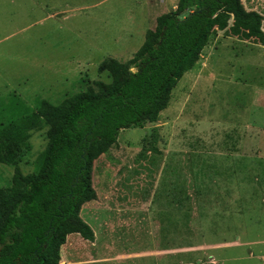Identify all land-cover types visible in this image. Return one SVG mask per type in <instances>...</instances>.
<instances>
[{
	"label": "rangeland",
	"instance_id": "374dc122",
	"mask_svg": "<svg viewBox=\"0 0 264 264\" xmlns=\"http://www.w3.org/2000/svg\"><path fill=\"white\" fill-rule=\"evenodd\" d=\"M242 1L264 16V0ZM177 4L0 0V124L36 111L43 99L60 103L85 88L83 80L110 82L101 63L128 62ZM247 31L233 15L217 25L160 119L122 130L95 162L99 201L82 216L97 237L78 238L72 255L65 243L63 264H264V45ZM47 129L32 132L24 174L35 170ZM13 174L0 164V188ZM127 196L149 199L141 238L114 221L118 211L140 214L127 210ZM118 204L125 208L111 210Z\"/></svg>",
	"mask_w": 264,
	"mask_h": 264
},
{
	"label": "trees",
	"instance_id": "16d2710c",
	"mask_svg": "<svg viewBox=\"0 0 264 264\" xmlns=\"http://www.w3.org/2000/svg\"><path fill=\"white\" fill-rule=\"evenodd\" d=\"M231 15L264 45V16L242 0H178L128 62L101 63L110 82L83 80L85 88L60 103L43 99L36 111L0 124V164L14 167L10 184L0 188V264H63L70 233L95 240L81 216L84 205L99 201L95 162L122 130L160 119L186 68L200 60L215 27ZM46 127L45 150L35 170L24 174L20 164L31 151L32 132Z\"/></svg>",
	"mask_w": 264,
	"mask_h": 264
},
{
	"label": "crops",
	"instance_id": "0c3cea01",
	"mask_svg": "<svg viewBox=\"0 0 264 264\" xmlns=\"http://www.w3.org/2000/svg\"><path fill=\"white\" fill-rule=\"evenodd\" d=\"M146 155V154H145ZM144 155V156H145ZM116 169H118V168H116ZM118 172L120 171L119 169L117 170ZM115 191H117V192H119L117 189H114L112 192H115ZM116 197H118V196H116ZM125 199H126V201L123 203V204H125V205H127L126 206V208H127V210H134L135 212H138V211H140V214L137 216V218L136 219H134V218H132L131 216H129V217H127V218H125L124 217V215H123V211H121V212H117V214L115 215V217H114V221L116 222V223H118V224H120L121 222H124V223H126L125 224V226H122L121 225V227H125V228H122V229H127V230H131V229H133V232H134V234L137 236V237H139V238H141V236H142V233L144 232V231H146L147 232V230L145 229L144 231H142V228H144L143 227V218H144V215L149 211V203H148V200L149 199H144L141 203H138V204H136L135 203V201H133V199H131V197L130 196H127V197H125ZM130 201H131V203H130ZM133 201V202H132ZM95 203V202H94ZM93 204V202L92 203H90V204H86V205H88V206H90V205H92ZM86 205H84L83 206V208H82V211H81V216H82V214H83V211H84V208L86 207ZM125 205H121V204H118V206H116V208H115V206H113V208H111V210H115V209H119L118 207H124L125 208ZM120 208V209H121ZM110 210V211H111ZM121 215H123V216H121ZM83 216H84V214H83ZM82 216V218L84 219V217ZM84 220H86V219H84ZM86 221H88V220H86ZM133 222H135V223H139V227L138 226H136V227H134V226H132L131 227V224L133 223ZM91 224V223H90ZM91 227L93 228V226H92V224H91ZM141 229V231H139ZM93 230H94V228H93ZM94 232H95V230H94ZM75 235L76 236H79L78 235V233H70L69 235H68V237H67V240H66V244H65V246H66V249L65 250H68L66 253H68V255H72V253H73V250H74V248H79L81 245V241H78V238H82V239H84L85 241L87 240V241H90V240H88V239H86V238H84L83 236H79V237H75ZM80 235H82L81 233H80ZM97 237V235H96V232H95V238ZM95 241V240H94ZM94 241H90L91 243H93ZM61 250H64V248H63V246H62V248H61ZM68 262V261H67Z\"/></svg>",
	"mask_w": 264,
	"mask_h": 264
},
{
	"label": "water",
	"instance_id": "95a60500",
	"mask_svg": "<svg viewBox=\"0 0 264 264\" xmlns=\"http://www.w3.org/2000/svg\"><path fill=\"white\" fill-rule=\"evenodd\" d=\"M191 17H192V14L188 15V16L184 19V21L190 19Z\"/></svg>",
	"mask_w": 264,
	"mask_h": 264
}]
</instances>
